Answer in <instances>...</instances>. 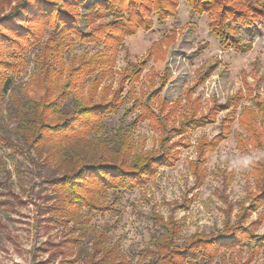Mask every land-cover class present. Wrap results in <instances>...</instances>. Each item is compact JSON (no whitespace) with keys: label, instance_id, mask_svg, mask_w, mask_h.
<instances>
[{"label":"rangeland","instance_id":"1","mask_svg":"<svg viewBox=\"0 0 264 264\" xmlns=\"http://www.w3.org/2000/svg\"><path fill=\"white\" fill-rule=\"evenodd\" d=\"M17 1L0 0V13ZM152 18L151 30L141 29L125 38L117 60L119 69L129 62L146 65L111 125L117 126L124 114L126 120L133 119L140 111L135 99L144 101L153 92V108L159 112V106H165L159 113L162 122L148 119L139 124L134 152L161 153L162 138L183 120L207 114L216 104L230 107L216 111V121L206 127L184 136L172 131L170 144L176 143L171 153L177 155L172 165L159 167L146 186L124 191L118 201L117 193L111 194L104 201L110 209L83 210L79 222L62 220L54 190L42 182L55 165H44L39 175L23 150L5 148L0 140V264H91L101 257L96 244L101 234L105 247H100L137 262L160 228L152 219L158 217L183 225L177 244L195 234L218 233L243 214L245 226L264 234V204L247 208L258 192L255 166L263 160L254 142L264 144L263 115L256 103L264 102V19L249 26L226 24L228 33L220 38L212 30L213 15L193 11L188 0H179L175 16ZM85 52L80 47L74 51ZM33 72L32 60L28 73L17 80L18 87L29 83V95L38 93L37 86L30 84ZM4 116L5 111L0 112V128L5 126ZM229 118L234 119L229 137L201 157V145L219 134ZM253 118L258 139L245 129ZM241 157L251 160L245 164ZM250 251L245 242L226 252V264H264V253L250 261Z\"/></svg>","mask_w":264,"mask_h":264},{"label":"trees","instance_id":"2","mask_svg":"<svg viewBox=\"0 0 264 264\" xmlns=\"http://www.w3.org/2000/svg\"><path fill=\"white\" fill-rule=\"evenodd\" d=\"M188 1L193 11L213 15L212 30L220 38L228 33L226 24L249 26L264 19V0ZM178 6L179 0H18L0 13V112L5 111L0 140L5 148L23 150L39 168V175L44 165H55L42 182L54 190L63 221L79 222L85 209H110L104 201L111 194L117 193L118 201L124 191L146 186L159 167L172 165L177 156L171 153L176 143L170 144L172 131L184 136L206 127L216 121V111L230 107L216 104L207 114L186 118L165 134L161 140L164 151L156 155L135 153L133 137L141 122L163 121L159 113L164 103L159 112L153 108L155 92L144 101L135 99L140 111L133 119L126 120L124 114L117 126L110 124L146 65L129 62L124 68L117 67L125 38L141 29L151 30L154 14L160 20L175 16ZM79 47L86 52L74 53ZM89 48L93 51L88 52ZM32 60L30 84L37 86L38 93L29 95V83L18 87L17 80L28 73ZM256 103L264 126V102ZM254 118L245 129L258 139ZM233 121L227 119L219 134L201 145V157L229 137ZM254 144L263 160L255 166L258 192L247 208L264 204V144ZM6 174L11 176L9 171ZM152 219L160 228L137 262L100 247L105 241L101 234L96 244L102 254L91 264H226V252L245 242L251 247L250 261L264 253V234L243 224L246 214L218 233L195 234L182 244L177 239L183 225L176 220L164 222L161 217Z\"/></svg>","mask_w":264,"mask_h":264},{"label":"clouds","instance_id":"3","mask_svg":"<svg viewBox=\"0 0 264 264\" xmlns=\"http://www.w3.org/2000/svg\"><path fill=\"white\" fill-rule=\"evenodd\" d=\"M239 160H243V162H244L245 164H247V163L250 162L251 158H250V157H241V158H239ZM239 160H237V161H233V163H234V164H235V163H238Z\"/></svg>","mask_w":264,"mask_h":264}]
</instances>
